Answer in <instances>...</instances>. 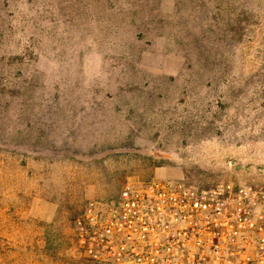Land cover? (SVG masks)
Segmentation results:
<instances>
[{"label":"rangeland","instance_id":"obj_1","mask_svg":"<svg viewBox=\"0 0 264 264\" xmlns=\"http://www.w3.org/2000/svg\"><path fill=\"white\" fill-rule=\"evenodd\" d=\"M151 179L264 187V0H0V264Z\"/></svg>","mask_w":264,"mask_h":264},{"label":"built area","instance_id":"obj_2","mask_svg":"<svg viewBox=\"0 0 264 264\" xmlns=\"http://www.w3.org/2000/svg\"><path fill=\"white\" fill-rule=\"evenodd\" d=\"M73 238L93 264H264V187L127 182L114 202L84 204Z\"/></svg>","mask_w":264,"mask_h":264},{"label":"water","instance_id":"obj_3","mask_svg":"<svg viewBox=\"0 0 264 264\" xmlns=\"http://www.w3.org/2000/svg\"><path fill=\"white\" fill-rule=\"evenodd\" d=\"M237 168L240 169V166H238Z\"/></svg>","mask_w":264,"mask_h":264}]
</instances>
